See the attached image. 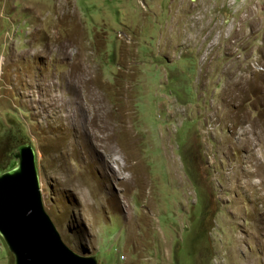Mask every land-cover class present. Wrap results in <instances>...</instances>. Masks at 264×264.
<instances>
[{"label":"rangeland","instance_id":"obj_1","mask_svg":"<svg viewBox=\"0 0 264 264\" xmlns=\"http://www.w3.org/2000/svg\"><path fill=\"white\" fill-rule=\"evenodd\" d=\"M26 143L98 264H264V0H0V174Z\"/></svg>","mask_w":264,"mask_h":264},{"label":"water","instance_id":"obj_2","mask_svg":"<svg viewBox=\"0 0 264 264\" xmlns=\"http://www.w3.org/2000/svg\"><path fill=\"white\" fill-rule=\"evenodd\" d=\"M17 163L0 174V233L15 264H98L71 249L45 211L31 145L15 151Z\"/></svg>","mask_w":264,"mask_h":264},{"label":"clouds","instance_id":"obj_3","mask_svg":"<svg viewBox=\"0 0 264 264\" xmlns=\"http://www.w3.org/2000/svg\"><path fill=\"white\" fill-rule=\"evenodd\" d=\"M22 145H31L32 147H33V145L32 144H29V143H26V144H22ZM22 145H20V146H22ZM20 146H18V147H20ZM17 147V148H18ZM16 148V149H17ZM33 150H34V153H35V162H36V151H35V149H34V147H33ZM36 167H37V164H36ZM10 168H8L7 170H9ZM7 170H4L3 172H5V171H7ZM37 170H38V168H37ZM2 172V173H3ZM1 173V174H2ZM38 176H39V173H38ZM41 189V188H40ZM42 200H43V197H42ZM43 206H44V203H43ZM44 209H45V211L48 213V211L46 210V208H45V206H44ZM48 215L50 216V214L48 213ZM50 218H51V216H50ZM52 219V218H51ZM53 221V220H52ZM0 236L2 237V239H3V241H4V243H5V245L8 247V249H9V251H11V253L13 254V256H14V264H15V261H16V255H15V253L14 252H12V250L10 249V247H9V245L7 244V242H6V240H5V238H4V236L0 233ZM62 237V236H61ZM63 239V238H62ZM64 241V240H63ZM65 242V241H64ZM66 243V242H65ZM67 244V243H66ZM68 245V244H67ZM69 246V245H68ZM70 247V246H69ZM71 248V247H70ZM72 249V248H71ZM76 252V251H75ZM82 255V254H81ZM85 256V255H84ZM87 256H95L96 258H97V256L98 255H94V254H89V255H87ZM97 261H98V258H97Z\"/></svg>","mask_w":264,"mask_h":264},{"label":"trees","instance_id":"obj_4","mask_svg":"<svg viewBox=\"0 0 264 264\" xmlns=\"http://www.w3.org/2000/svg\"><path fill=\"white\" fill-rule=\"evenodd\" d=\"M8 169V168H7ZM7 169H5V170H7Z\"/></svg>","mask_w":264,"mask_h":264}]
</instances>
